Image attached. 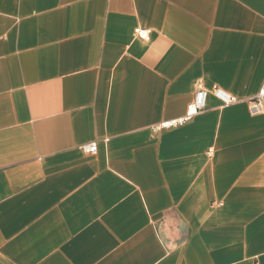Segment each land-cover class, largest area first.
I'll return each instance as SVG.
<instances>
[{
  "label": "crops",
  "instance_id": "crops-1",
  "mask_svg": "<svg viewBox=\"0 0 264 264\" xmlns=\"http://www.w3.org/2000/svg\"><path fill=\"white\" fill-rule=\"evenodd\" d=\"M263 83L264 0H0V264H264Z\"/></svg>",
  "mask_w": 264,
  "mask_h": 264
},
{
  "label": "built area",
  "instance_id": "built-area-1",
  "mask_svg": "<svg viewBox=\"0 0 264 264\" xmlns=\"http://www.w3.org/2000/svg\"><path fill=\"white\" fill-rule=\"evenodd\" d=\"M135 36L142 40H150V34L147 30L137 29L135 31ZM210 96H214L215 98H217L219 101L222 102L224 106H230L239 102L236 97L224 92L218 87L208 89L203 84H199L197 86L194 100L188 106L186 115L178 120L162 123L161 125L157 126L154 131L156 132L185 125L193 117L206 110L207 101ZM248 104L252 114L260 115L264 113V83L259 93L255 97L251 98L248 101ZM83 150L89 154H96L98 151V145L91 144L85 146Z\"/></svg>",
  "mask_w": 264,
  "mask_h": 264
}]
</instances>
